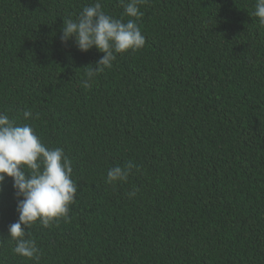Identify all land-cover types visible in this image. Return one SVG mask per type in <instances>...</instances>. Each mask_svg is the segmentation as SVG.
<instances>
[{
    "label": "trees",
    "instance_id": "obj_1",
    "mask_svg": "<svg viewBox=\"0 0 264 264\" xmlns=\"http://www.w3.org/2000/svg\"><path fill=\"white\" fill-rule=\"evenodd\" d=\"M95 2L0 0V112L62 148L77 185L66 217L26 229L38 264H264L256 0H147L139 18L99 0L105 14L134 19L146 43L116 54L84 87L103 53L62 43L61 27ZM129 162L126 181L105 182ZM17 219L6 178L0 264H37L12 251Z\"/></svg>",
    "mask_w": 264,
    "mask_h": 264
},
{
    "label": "clouds",
    "instance_id": "obj_2",
    "mask_svg": "<svg viewBox=\"0 0 264 264\" xmlns=\"http://www.w3.org/2000/svg\"><path fill=\"white\" fill-rule=\"evenodd\" d=\"M128 17L139 18V6L147 0H118ZM253 15L264 25V0H256ZM61 42L74 40L81 52L95 47L103 56L89 67L84 87H90L93 77L111 68L116 54L136 51L146 43L145 36L134 19L124 22L105 14L99 0L83 7L76 19L63 21ZM24 119L38 118L30 110L23 111ZM134 165L110 168L105 182L115 184L127 180ZM27 169V171L25 170ZM71 160L62 148H48L35 134L30 124H17L9 115L0 112V186L10 178L18 219L8 226V237L15 241L14 254L38 264L40 254L36 242L28 238L26 229L39 222L43 227L69 213L77 185L71 179ZM135 192L129 193L134 196Z\"/></svg>",
    "mask_w": 264,
    "mask_h": 264
}]
</instances>
